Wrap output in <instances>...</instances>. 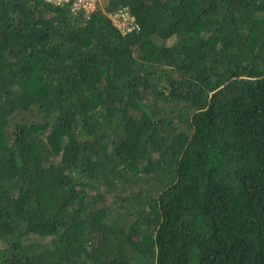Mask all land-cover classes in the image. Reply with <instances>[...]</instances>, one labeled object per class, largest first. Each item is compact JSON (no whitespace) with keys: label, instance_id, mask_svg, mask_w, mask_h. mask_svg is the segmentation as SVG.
<instances>
[{"label":"trees","instance_id":"16d2710c","mask_svg":"<svg viewBox=\"0 0 264 264\" xmlns=\"http://www.w3.org/2000/svg\"><path fill=\"white\" fill-rule=\"evenodd\" d=\"M0 264H264V0H0Z\"/></svg>","mask_w":264,"mask_h":264},{"label":"built area","instance_id":"2783aa9c","mask_svg":"<svg viewBox=\"0 0 264 264\" xmlns=\"http://www.w3.org/2000/svg\"><path fill=\"white\" fill-rule=\"evenodd\" d=\"M51 6L56 8L67 7L70 9L73 15L84 13L86 18H89L90 13L97 9L99 4L103 3V0H45ZM123 10L117 11L114 14H110L112 21L122 31H130L136 25L131 26L130 21H133L127 14H122Z\"/></svg>","mask_w":264,"mask_h":264}]
</instances>
